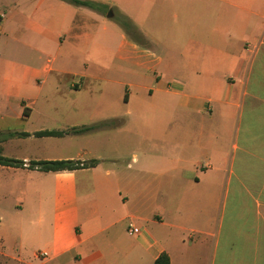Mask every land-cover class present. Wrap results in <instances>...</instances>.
<instances>
[{"label":"crops","instance_id":"obj_1","mask_svg":"<svg viewBox=\"0 0 264 264\" xmlns=\"http://www.w3.org/2000/svg\"><path fill=\"white\" fill-rule=\"evenodd\" d=\"M89 1L0 0V264H264V0Z\"/></svg>","mask_w":264,"mask_h":264},{"label":"trees","instance_id":"obj_2","mask_svg":"<svg viewBox=\"0 0 264 264\" xmlns=\"http://www.w3.org/2000/svg\"><path fill=\"white\" fill-rule=\"evenodd\" d=\"M69 3L75 5H83L93 9L98 8V4L89 1V0H64ZM128 22V24L126 23ZM120 23L122 26L128 31V33L139 42H146L143 35L139 32V30L128 20L120 19ZM104 125H110V122L101 123L97 125H84L81 127H74L69 132L80 133L88 130H92L95 128H99ZM66 131H56V130H44L38 131L35 133L36 136H44V135H62ZM24 136L28 135V133H22ZM98 163V160L92 159L89 161L82 160H39V161H31L29 167L32 169H40L42 171H51V170H62V169H78L82 167H91L95 166ZM0 164L6 166H23L24 161L9 158L3 155H0ZM155 264H171V258L167 252H162L155 261Z\"/></svg>","mask_w":264,"mask_h":264},{"label":"built area","instance_id":"obj_3","mask_svg":"<svg viewBox=\"0 0 264 264\" xmlns=\"http://www.w3.org/2000/svg\"><path fill=\"white\" fill-rule=\"evenodd\" d=\"M131 227H132V231H133V232H138V231H139L138 227H135V226L132 225V224H131ZM39 255L45 257V256L48 255V253H47L46 251H39Z\"/></svg>","mask_w":264,"mask_h":264},{"label":"rangeland","instance_id":"obj_4","mask_svg":"<svg viewBox=\"0 0 264 264\" xmlns=\"http://www.w3.org/2000/svg\"><path fill=\"white\" fill-rule=\"evenodd\" d=\"M128 24V22H126ZM2 208L5 209V211H9L11 208H10V203H4L2 204Z\"/></svg>","mask_w":264,"mask_h":264},{"label":"water","instance_id":"obj_5","mask_svg":"<svg viewBox=\"0 0 264 264\" xmlns=\"http://www.w3.org/2000/svg\"><path fill=\"white\" fill-rule=\"evenodd\" d=\"M110 17L113 15V12L111 10H109V14Z\"/></svg>","mask_w":264,"mask_h":264}]
</instances>
